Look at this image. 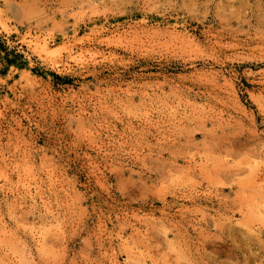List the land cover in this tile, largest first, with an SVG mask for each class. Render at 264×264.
<instances>
[{
    "label": "rangeland",
    "instance_id": "374dc122",
    "mask_svg": "<svg viewBox=\"0 0 264 264\" xmlns=\"http://www.w3.org/2000/svg\"><path fill=\"white\" fill-rule=\"evenodd\" d=\"M0 229V264H264V0H0Z\"/></svg>",
    "mask_w": 264,
    "mask_h": 264
},
{
    "label": "bare ground",
    "instance_id": "6f19581e",
    "mask_svg": "<svg viewBox=\"0 0 264 264\" xmlns=\"http://www.w3.org/2000/svg\"><path fill=\"white\" fill-rule=\"evenodd\" d=\"M41 47H42V49H43L44 51H46V52L49 50L48 45H43V46H41ZM41 47H40V48H41ZM48 52H49V51H48ZM260 178H261V177H260ZM254 182H255V181H254ZM256 182H257V181H256ZM256 182H255V183H256ZM258 182H259V181H258ZM0 230H1V229H0Z\"/></svg>",
    "mask_w": 264,
    "mask_h": 264
}]
</instances>
